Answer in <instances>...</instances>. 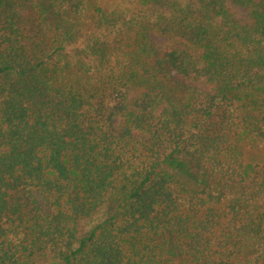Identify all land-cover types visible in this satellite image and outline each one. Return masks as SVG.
Here are the masks:
<instances>
[{
    "label": "trees",
    "instance_id": "1",
    "mask_svg": "<svg viewBox=\"0 0 264 264\" xmlns=\"http://www.w3.org/2000/svg\"><path fill=\"white\" fill-rule=\"evenodd\" d=\"M257 141L264 0H0V264H264Z\"/></svg>",
    "mask_w": 264,
    "mask_h": 264
},
{
    "label": "rangeland",
    "instance_id": "2",
    "mask_svg": "<svg viewBox=\"0 0 264 264\" xmlns=\"http://www.w3.org/2000/svg\"><path fill=\"white\" fill-rule=\"evenodd\" d=\"M240 152L243 159V170L250 172L255 164H264V142L241 143ZM182 183L187 187L196 186L189 175H179ZM114 207L113 201H107L99 205L98 209L89 216L80 217L76 221V232L82 234L90 229L96 221L106 215ZM33 264H57L56 259L47 251L42 250L32 256Z\"/></svg>",
    "mask_w": 264,
    "mask_h": 264
}]
</instances>
